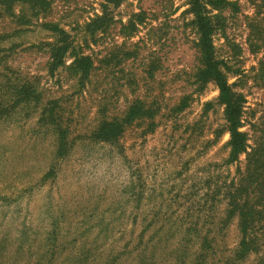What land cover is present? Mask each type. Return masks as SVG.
<instances>
[{"label":"rangeland","instance_id":"1","mask_svg":"<svg viewBox=\"0 0 264 264\" xmlns=\"http://www.w3.org/2000/svg\"><path fill=\"white\" fill-rule=\"evenodd\" d=\"M237 1L227 32L238 75H224L244 101L242 130L264 139V32H250L246 20L256 16L264 28V0ZM187 2L51 0L30 26L0 22V264H165L181 253V238L192 239L193 222L205 233V212L189 213L190 205L237 164L227 162L216 87L196 77ZM101 4L112 22L88 32ZM44 21L70 44L52 73L47 45L57 37ZM128 22L133 30L120 28ZM212 44L217 59L230 55L219 36ZM75 54L92 60L84 80L67 69ZM136 100L148 118L115 144L92 138L101 117L119 119ZM222 235L221 246L237 240L232 224Z\"/></svg>","mask_w":264,"mask_h":264},{"label":"trees","instance_id":"2","mask_svg":"<svg viewBox=\"0 0 264 264\" xmlns=\"http://www.w3.org/2000/svg\"><path fill=\"white\" fill-rule=\"evenodd\" d=\"M62 1L66 3L68 0ZM102 1L110 2V0ZM50 2L51 0H0V22L9 19L10 23L16 26H30L32 19L49 12ZM187 5L186 12L192 16L189 23L196 32V40L193 42L198 63L196 77L201 82H212L216 87L217 101L223 107L228 133L227 162H235L237 165L234 175L228 180L225 177L217 184V179H215L208 188V193L201 198V204L191 203L189 213L197 215L205 212V219L202 221L205 224V233L200 234L201 229L197 227L198 222H193L191 228L185 229L193 235L192 239L181 238L176 248V251L179 250L181 253L174 255V258L168 254V262L165 264H264V139L258 136L251 138L246 131L242 130L244 101L241 95L234 91L237 82L228 83L224 75L237 74L235 65L231 64V60L235 57L234 50L237 44L227 29L230 28L234 19L235 10L238 9V1L188 0ZM101 7V15H95L86 24L88 32L97 30L104 33L111 24L112 20L106 15L104 4H101ZM141 17L142 13L139 12L134 21L140 23ZM162 18H166L164 13H162ZM246 20H248L247 28L250 32L255 28L260 34L264 32L256 16ZM40 26L56 34L57 37L55 42L47 45L48 66L52 73L55 67L63 65L62 58L70 44L66 42L65 34L57 23L44 21ZM134 26L135 23L128 22L125 25L121 24L120 28L128 29L129 27L133 30ZM214 35L223 40V45L230 55L220 57V59L215 57L212 44ZM1 40L2 36H0ZM256 41L260 45L263 42L260 38ZM3 57L1 54L0 61ZM73 57L67 69L73 75H78L80 80L86 79L89 70L92 69L91 58L88 55L79 54ZM142 105L140 101H133L119 119L101 117L92 132V138L98 142L115 144L126 126L135 120L149 117ZM50 123H55V120L51 119ZM57 132L60 140L58 151L60 152L63 149L65 132L60 127ZM240 155L243 156L242 163L239 161ZM220 206L222 208L218 215ZM196 215L195 218H197ZM231 224L236 231L237 240L232 246H221L222 231ZM191 244L192 247L197 245V250L189 251ZM187 254L190 258H187ZM251 256L252 259L249 260ZM143 264H146L145 261Z\"/></svg>","mask_w":264,"mask_h":264}]
</instances>
